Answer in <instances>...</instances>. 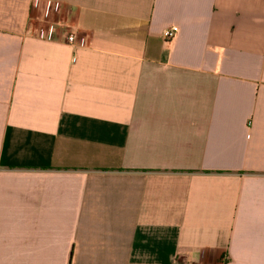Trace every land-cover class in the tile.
<instances>
[{"label": "crops", "instance_id": "0c3cea01", "mask_svg": "<svg viewBox=\"0 0 264 264\" xmlns=\"http://www.w3.org/2000/svg\"><path fill=\"white\" fill-rule=\"evenodd\" d=\"M44 1L0 0V264H264V0H54L84 45Z\"/></svg>", "mask_w": 264, "mask_h": 264}, {"label": "built area", "instance_id": "2783aa9c", "mask_svg": "<svg viewBox=\"0 0 264 264\" xmlns=\"http://www.w3.org/2000/svg\"><path fill=\"white\" fill-rule=\"evenodd\" d=\"M39 2L40 0H35L36 7L39 4ZM64 13H65V8L61 2L54 0H45L43 5V13L40 16V22L45 25V28L44 29L40 27L35 28L34 34L40 35L46 33V35L49 38H54L56 37L59 29H63L69 43L74 45L86 44L85 37L80 35L81 33L79 32V28L76 25L67 22L64 19ZM178 32H179V26L172 25L164 31V38L166 40H171L178 34ZM185 264H201V263H185Z\"/></svg>", "mask_w": 264, "mask_h": 264}]
</instances>
